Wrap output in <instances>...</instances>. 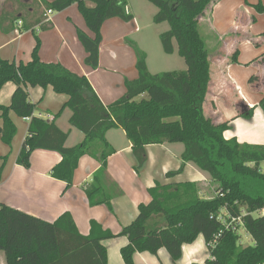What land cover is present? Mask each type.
<instances>
[{
    "label": "trees",
    "instance_id": "obj_1",
    "mask_svg": "<svg viewBox=\"0 0 264 264\" xmlns=\"http://www.w3.org/2000/svg\"><path fill=\"white\" fill-rule=\"evenodd\" d=\"M148 1L158 8L155 23L170 25V30L160 36L165 53L175 52L176 41L178 53L187 65L186 71L152 75L146 55L133 45L139 77L127 80L125 96L105 106L87 77L59 63L42 62V43L36 36L28 63L0 56V92L8 83L16 86L10 105L0 104L3 119L0 137L4 144L12 145L17 126L11 113L29 119L28 136L18 164L29 169L35 151L56 152L62 160L51 174L68 188L74 185L83 157L101 162L94 184L85 191L93 207L111 206V197L101 182L106 175L107 160L115 154L106 138L113 129L126 132L133 145L138 174L148 161L147 146L183 144V164L167 177L181 175L186 164L193 163L210 176L213 196L206 198L198 183L157 184L148 190L151 201L139 205L137 218L119 234L92 221L87 236L79 232L70 213L49 223L0 203V251L5 254L7 264H108L103 242L117 237L128 239V245L121 249L125 264H135L137 253L157 255L161 249H166L177 264L183 255V246L195 243L200 236L209 252L205 264H264V146L240 144L236 138L225 139L230 123L217 125L204 112L211 65L200 31V19L210 5L221 0ZM43 4L58 12L74 5L78 7L93 34L77 30L87 54L84 63L93 70L100 65L103 25L112 19L126 23L134 19L127 10L126 0H56L43 1ZM256 7L264 12L263 6ZM41 22L43 16L37 25ZM23 30L27 31L28 27ZM232 61L237 62L236 55ZM27 87H52L56 94L67 96L69 100L50 122L35 117L36 105L30 101ZM260 107L264 111V98ZM66 108L73 113L71 125L85 135L84 141L72 148L66 147L69 134L56 125V119ZM252 116V109L240 114L245 119ZM3 171L4 168H0V182ZM241 228L251 238V244H242Z\"/></svg>",
    "mask_w": 264,
    "mask_h": 264
},
{
    "label": "crops",
    "instance_id": "obj_2",
    "mask_svg": "<svg viewBox=\"0 0 264 264\" xmlns=\"http://www.w3.org/2000/svg\"><path fill=\"white\" fill-rule=\"evenodd\" d=\"M43 1L52 3L56 0H14L13 4L6 1V5H9L11 10L14 9L20 19L18 22L14 21V31L10 34L9 41H1L0 51L5 50L9 44L24 39L25 34L22 35L20 29L23 30L27 26L26 32L34 35L40 28L43 30L39 37L42 43L40 50L42 62L59 63L71 72L87 77L105 106L125 96L126 81L139 77L136 68L137 56L128 42V37L142 30L139 24L141 17L139 18L134 11L131 1L126 0L127 10L134 17L132 22L112 19L103 25L100 65L97 70L87 67L84 63L87 54L78 39L77 30L93 34L87 28L78 7L74 5L58 12L46 8ZM19 3H22L23 7H20ZM258 5L264 7V0H221L207 8L200 19V28L203 26L207 36L204 40L209 50L211 65V81L204 103L206 116L217 125L230 123L231 129L224 133L225 139L236 138L240 144L264 146V111L260 107V101L264 98V12L257 10ZM46 10L53 12L50 21L45 16ZM21 13L25 17H22ZM55 13L58 15L55 16ZM2 15L3 12L0 10V18ZM42 16L43 22L40 25H43H37ZM258 18L262 24L257 26L255 22ZM45 26L47 29H44ZM241 41L250 43L245 45V50L252 56L248 63L239 59L242 54ZM175 44L177 45L176 41L172 56L178 53V45ZM34 47H30L31 58ZM21 52L19 49L15 59L20 57ZM235 55L237 62L232 61ZM165 59L164 56L161 57L163 62ZM146 61L149 72L156 75L157 73L151 71L149 55ZM185 65L183 64L179 70H187ZM26 89L30 101L36 105L35 117L50 122L69 100L67 96L56 94L52 87ZM15 90L16 86L13 83L5 85L0 92V104L10 105ZM250 109L253 110L251 119L240 117L241 113ZM72 115V111L66 108L56 119V125L69 134L67 148L75 147L85 139V135L71 125ZM11 118L17 126V134L12 145L7 146L0 137V168H4L0 182V203L43 221L53 223L64 213H70L79 232L84 236L90 233L92 221L100 223L113 234H119L137 218L139 205L151 201L148 190L157 184L198 183L201 186V193L206 198L213 196L207 187L210 185L212 190L214 188L210 176L193 163H187L181 175L167 177L169 172L179 170L183 164L182 155L185 151L183 144V148L175 146L181 143L147 146L148 161L138 174L135 170L137 162L131 141L123 129H113L107 133L106 138L115 154L108 158L106 175L102 182L99 181L105 187L107 195L111 197V206L93 207L85 191L94 184L95 174L101 168V162L89 156L83 157L76 172L74 185L69 188L65 182L52 177L53 168L62 160L56 152L37 150L32 155L31 167L29 169L22 167L17 161L28 136L30 120L21 119L14 113H11ZM2 124L0 114V126ZM155 151H160L164 155L157 173L149 170L156 159ZM103 245L107 249L108 264H125L121 249L128 245L127 237L106 240ZM208 258L205 240L200 236L195 243L183 246V255L178 264H189V261L190 264L201 262L205 264ZM134 263L174 264L166 249L159 250L157 255L148 252L137 253L134 256ZM0 264H7L5 254L1 251Z\"/></svg>",
    "mask_w": 264,
    "mask_h": 264
},
{
    "label": "rangeland",
    "instance_id": "obj_3",
    "mask_svg": "<svg viewBox=\"0 0 264 264\" xmlns=\"http://www.w3.org/2000/svg\"><path fill=\"white\" fill-rule=\"evenodd\" d=\"M6 1L7 0H0V10L1 12L4 13L3 18H0V43L1 41L2 42L7 41V40L9 41L11 37L10 34L12 33V31H14L13 30L14 21L18 22V20L20 19L18 16V13L15 12L14 9L11 10L9 5H6ZM8 1H10L12 4L14 3V0H8ZM130 1H131L132 7L134 8V11H136V13L139 15V18L141 17L139 24L142 29L140 33L136 35H131L128 37L129 41L128 40L127 41L130 43V46L134 50L136 48L137 50L141 51L145 55L146 54L149 55L150 65H151L150 67L153 73L160 74V73L174 72V71L180 72L179 70L181 69L180 67H182L183 64L184 65L186 64L185 60L182 57H180L178 53H175V55L173 56L166 54L163 49V45L160 39V36L163 33H166L169 31L170 25L168 23H161V24L155 23L154 16L157 14L158 8L152 3H150L148 0H130ZM20 15H22V17H25L23 13H21ZM57 15L58 14L55 13V16ZM255 23H256L255 25L257 26L259 24L260 25L262 24L260 18H258L257 22ZM15 27H16V24H15ZM25 30H21L22 35L25 34L23 40L13 42L9 44L5 50L0 51V55L2 58L8 59L13 62L15 61L17 63H20L22 61L23 63H27V61H31L30 47L32 48V46L34 47L36 45V36L40 37L41 34H43L42 33L43 30L39 28L38 30H36L34 35L28 34ZM200 31H201L203 38L206 39L207 36L205 32L203 31V26H201ZM247 44L250 45V43H245L244 41H241L240 50L242 51V54H240L239 59L241 62L244 61L248 63L251 61L252 56L250 52H247L245 50V45ZM133 45L135 48L133 47ZM19 49L22 50L21 55L20 57L15 59L16 53H18ZM24 55H26V58H24ZM163 56L164 58H166L164 62L161 60V57ZM175 146H180V148H183L182 144H179V145L176 144ZM155 156H156L155 162L153 163L152 166L149 167V170L153 173H157L158 170H160L162 162L164 160L163 159L164 155H162L160 151H155ZM8 162H9V159L7 160V163ZM180 180L182 181L183 179H180ZM207 187L210 190V193L213 194V190L211 189L210 185H208ZM114 188L115 186L113 187V189ZM239 234L242 237V244L249 245L252 243L251 238L249 237V235L247 234L244 228H241Z\"/></svg>",
    "mask_w": 264,
    "mask_h": 264
},
{
    "label": "built area",
    "instance_id": "obj_4",
    "mask_svg": "<svg viewBox=\"0 0 264 264\" xmlns=\"http://www.w3.org/2000/svg\"><path fill=\"white\" fill-rule=\"evenodd\" d=\"M52 14H53L52 10H46L45 16L47 17V20H49V21L51 20ZM27 120H29V119H27Z\"/></svg>",
    "mask_w": 264,
    "mask_h": 264
},
{
    "label": "clouds",
    "instance_id": "obj_5",
    "mask_svg": "<svg viewBox=\"0 0 264 264\" xmlns=\"http://www.w3.org/2000/svg\"><path fill=\"white\" fill-rule=\"evenodd\" d=\"M188 255L190 256L191 255V252H189ZM189 264H190V261H189ZM201 264H202V262H201Z\"/></svg>",
    "mask_w": 264,
    "mask_h": 264
}]
</instances>
